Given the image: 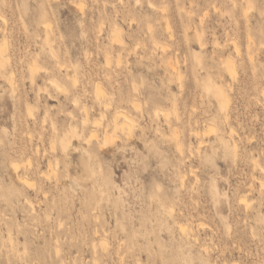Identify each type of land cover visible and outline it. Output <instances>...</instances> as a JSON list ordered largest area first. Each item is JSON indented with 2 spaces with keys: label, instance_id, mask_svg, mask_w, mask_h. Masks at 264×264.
I'll use <instances>...</instances> for the list:
<instances>
[{
  "label": "rangeland",
  "instance_id": "374dc122",
  "mask_svg": "<svg viewBox=\"0 0 264 264\" xmlns=\"http://www.w3.org/2000/svg\"><path fill=\"white\" fill-rule=\"evenodd\" d=\"M74 1L0 0V264H264V0Z\"/></svg>",
  "mask_w": 264,
  "mask_h": 264
},
{
  "label": "bare ground",
  "instance_id": "6f19581e",
  "mask_svg": "<svg viewBox=\"0 0 264 264\" xmlns=\"http://www.w3.org/2000/svg\"><path fill=\"white\" fill-rule=\"evenodd\" d=\"M73 2H75L74 0H72ZM78 1L79 0H77L76 2H77V4H74V5H77L78 7H79V5H78ZM81 1V0H80ZM79 1V2H80ZM72 2V3H73ZM81 3H82V1H81ZM235 3V2H234ZM80 5H82V4H80ZM153 6V5H152ZM235 6V5H234ZM82 7H84V4L82 5ZM82 7H80L81 9H82V11H83V8ZM81 11V12H82ZM3 14V13H2ZM4 15V14H3ZM1 15L0 14V19H2V21H3V23H7L6 21V16L4 15ZM51 20H46L45 21V26L47 27V26H49V24H51ZM7 25V24H6ZM53 27V26H52ZM47 28H49V27H47ZM7 34V33H6ZM4 35V40H3V43L0 45V71H2L3 72V70L2 69H4V68H6V66H7V63L9 62L8 60H9V58L7 57V53H6V51H7V35ZM114 40H120L119 39V36H118V33L114 36ZM121 43V42H120ZM238 45H235V49H236V51L238 50ZM237 52H239V51H237ZM88 53V52H87ZM109 53V52H108ZM240 53V52H239ZM90 57V56H89ZM118 58V57H117ZM87 59V58H86ZM117 60V59H116ZM122 60V59H121ZM122 62V61H121ZM60 63V62H59ZM58 63V65L60 66V64ZM119 63V62H118ZM107 65V64H106ZM105 65V66H106ZM61 66H62V63H61ZM60 66V67H61ZM174 66V65H173ZM30 70H31V72L32 73H34L38 68H39V64H37V62L35 61V60H32L31 62H30ZM109 67V66H108ZM118 67H119V65H118ZM41 69V68H40ZM44 69H47V68H44ZM7 69H5L4 71H6ZM95 70V69H94ZM13 68L11 69V71L10 72H12L13 73ZM178 71V70H177ZM7 72V71H6ZM6 72H4V74L6 75L7 73ZM229 72H230V74L232 75V76H235V74H236V70H235V68H234V66H233V64H231L230 65V67H229ZM1 73V72H0ZM16 74V73H15ZM76 74V73H75ZM105 74V73H104ZM178 74H181L180 72H178ZM1 75H2V73H1ZM107 75V74H106ZM13 76V75H12ZM91 76V75H90ZM102 76V75H101ZM105 76V75H104ZM181 76H182V74H181ZM11 77V76H10ZM10 77H8V78H10ZM72 78H74V77H72ZM180 78V77H179ZM3 79H4V77H3ZM109 79V78H108ZM76 76H75V82H76ZM99 80V79H98ZM10 81V80H9ZM12 81V83H14L13 82V80H11ZM10 81V82H11ZM100 81V80H99ZM117 81V80H116ZM17 82V81H16ZM51 82H55L53 79L51 80ZM73 82H74V80H73ZM96 82V81H95ZM77 83V82H76ZM118 83V82H117ZM134 83V82H133ZM17 84V83H16ZM100 83H97V85H96V87H95V91H94V93H95V96H96V98L98 99V103H100V105L102 104V106L103 107H105L104 109H108L107 107L108 106H110V102L108 101V99H105L104 98V96H105V89H103V87L101 86L102 85V83L99 85ZM11 85V84H10ZM58 88L60 87V89H61V86H60V84H55ZM14 86H15V84H14ZM117 87H118V85H117ZM63 88V87H62ZM64 89V88H63ZM105 90V91H104ZM136 90V89H135ZM134 90V91H135ZM133 91V90H132ZM138 91V90H137ZM88 92V91H87ZM139 95V94H138ZM107 96V95H106ZM86 97V96H85ZM111 97V96H110ZM216 98H217V101H218V104H219V106H220V109H222L223 111H224V113L226 114V116L227 117H229V113H228V105H229V99H228V95H226L225 97L223 96H221V94H219V93H216ZM112 99V98H111ZM74 101V100H73ZM129 101L133 104V106L136 108H140L139 107V103H138V99L136 98V97H132L131 96V98L129 99ZM75 102H79V98L77 97L76 98V100H75ZM77 104V103H76ZM86 104V103H85ZM85 104H82V107H83V111H85V113H84V116L82 117V125H86V123H88L89 122V111H90V108H89V106L87 107V105H85ZM131 104V105H132ZM89 108V109H88ZM95 108V107H94ZM109 108H111V106L109 107ZM28 110H29V112L31 113V111L33 110L31 107H28ZM89 110V111H88ZM136 110V109H135ZM100 111V110H99ZM142 111V110H141ZM71 113V112H70ZM71 115H72V113H71ZM110 115V116H109ZM109 120H108V124H106L108 127L110 126V129L109 128H105L104 130V132H103V134H104V136H102L103 137V141L102 140H100V142H99V145H100V143H101V141H102V144L100 145V148L102 149L103 148V150H104V147L108 144L109 145V142H111L112 141V138L114 137V134L116 135V133L117 132H119V130L121 129V131L122 130H126V132H127V134H128V137L130 138V134H131V136H132V129H133V126H135L134 125V122L136 121L133 117H132V115H130L129 113H127V112H125V111H123V109H121L120 110V108H115L113 111H111L110 113H109ZM155 115L156 116H158L159 115V112L158 111H156L155 112ZM104 116H106V112H105V110H104V112H103V110L101 111V118H103ZM226 117V118H227ZM77 118V117H76ZM75 118V119H76ZM97 118V117H96ZM105 118V117H104ZM228 119V118H227ZM44 120H46V119H44ZM100 118L99 119H93V124H94V126H96L97 127V125L98 124H100ZM106 125H104V127H107ZM231 125V124H230ZM55 126V125H54ZM101 126V125H100ZM136 127V126H135ZM214 125H209V127L208 128H205V132H208L209 134H210V132L211 131H213L214 130ZM99 128V127H98ZM176 128V127H175ZM85 129V128H84ZM177 129V128H176ZM175 129V130H176ZM204 129V128H203ZM53 130H55V129H53ZM91 130V136L92 135H95L96 136V134L98 133V130L96 129V128H93V129H90ZM174 130V131H175ZM234 130H235V128L233 127V126H229V131H230V133H232V132H234ZM101 131V130H100ZM103 131V130H102ZM120 131V132H121ZM55 132V131H54ZM97 132V133H96ZM194 133H195V135H197L198 136V138H199V142H198V144H200L201 142H202V139H203V134H205V133H203V131H201V130H199V129H195L194 131H193ZM123 133H125L124 131H123ZM175 134H176V131L174 132ZM239 133V132H238ZM80 135V133H79V131L77 130V127H76V125H74V126H71L70 127V129L66 132L65 131V134L63 135L64 137H63V139H62V141H61V143H62V148H63V150H66V148L68 147V145H69V143H71L70 141H71V137L73 138L74 137V135L75 136H78L79 137V135ZM85 134V133H84ZM90 134V133H89ZM100 134V133H99ZM127 134H125V135H127ZM238 135V134H237ZM119 136V135H118ZM176 136H177V134H176ZM179 136V135H178ZM176 137V146H177V148L180 150L179 152H183L184 151V149H183V142H182V140H181V138H179V137ZM88 137V136H87ZM97 137V136H96ZM183 137V136H182ZM233 137V136H232ZM250 137H251V135H250ZM249 137V138H250ZM80 138H82V135H81V137ZM117 138V137H116ZM172 138V137H171ZM86 139V138H85ZM84 139V140H85ZM102 139V138H101ZM114 140H115V138H113ZM251 139H252V137H251ZM53 140V139H52ZM113 140V142H111L112 143V145H113V143H115V141ZM97 141H99V139L97 140ZM88 142V141H87ZM90 142H91V140H90ZM234 142V151H235V156H236V153L238 152L237 151V148H238V146H239V144H237V141L236 140H234L233 141ZM89 144V143H88ZM203 144V143H202ZM53 145V144H52ZM37 146V145H36ZM199 146V145H198ZM56 147V146H55ZM37 148V147H36ZM38 149V148H37ZM108 149V148H107ZM57 150V149H56ZM105 151V150H104ZM36 152V151H35ZM39 152V151H38ZM37 152V153H38ZM262 152V151H261ZM264 152V151H263ZM251 153H252V151H251ZM258 155V154H257ZM31 157V156H30ZM30 157H28L27 159V161H28V165H31L32 164V157L30 158ZM20 163V162H19ZM57 163V162H56ZM56 163L54 164V163H51V161H50V163H49V165H48V168H47V170H45V169H43V170H40V173L39 174H41V176H43V177H48V178H50L51 176H50V174L52 173V174H56ZM253 163H254V161H253ZM257 163H258V161H257ZM22 164V163H21ZM236 164V163H235ZM13 166H14V168L16 169V170H18V168H20V167H18L19 165H18V163H16V161H14L13 162ZM24 166V165H23ZM22 167V166H21ZM260 167V166H259ZM263 169V168H262ZM22 173V172H21ZM56 176V175H55ZM18 178H21V180L22 181H24V183L25 184H30L31 186H32V184H34L33 183V178L32 177H30L29 175H28V173L27 172H23L22 174H19V177ZM34 179H36V178H34ZM51 179V178H50ZM56 179V178H55ZM20 180V181H21ZM263 181H264V179H263ZM34 182H36L35 180H34ZM260 184H262V182L260 183ZM35 185V184H34ZM263 185V184H262ZM36 186V185H35ZM252 188V187H251ZM244 194V193H243ZM240 198V197H239ZM242 202H244V204L245 205H249L248 204V200H247V197L246 196H244L243 198H242V200H241ZM181 224V223H180ZM181 226V231H183L182 233L184 234V232L185 233H189V231L191 232V230H189V225L188 224H185V223H183L182 225H180ZM192 234V233H191ZM187 235V234H186ZM190 235V234H189ZM192 236H193V234H192ZM191 236V237H192ZM10 240L12 241V239H11V237H10ZM13 243V242H12ZM13 246V245H12ZM14 248V247H13ZM6 251H7V249H6ZM57 252L59 253V249H57ZM7 254V253H6ZM6 262H7V260H6ZM4 260L3 261H1V263H6Z\"/></svg>",
  "mask_w": 264,
  "mask_h": 264
}]
</instances>
